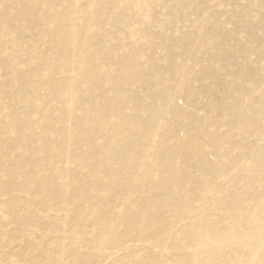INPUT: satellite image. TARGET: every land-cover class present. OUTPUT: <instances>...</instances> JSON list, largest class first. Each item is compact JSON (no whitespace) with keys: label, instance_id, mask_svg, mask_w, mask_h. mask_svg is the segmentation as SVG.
<instances>
[{"label":"bare ground","instance_id":"1","mask_svg":"<svg viewBox=\"0 0 264 264\" xmlns=\"http://www.w3.org/2000/svg\"><path fill=\"white\" fill-rule=\"evenodd\" d=\"M151 2L0 0V264H264V78L221 62L232 81L205 90V117L191 73L151 95L169 82L145 64ZM198 13L199 50L224 55Z\"/></svg>","mask_w":264,"mask_h":264},{"label":"rangeland","instance_id":"2","mask_svg":"<svg viewBox=\"0 0 264 264\" xmlns=\"http://www.w3.org/2000/svg\"><path fill=\"white\" fill-rule=\"evenodd\" d=\"M151 1L150 20L148 23L139 27L141 31L148 33L151 30L153 34V39L149 43L150 45L145 48L147 50L145 64L147 70H155L154 73L149 74L150 76L151 74L155 75L160 73L162 77H166L169 81L165 84L166 87H164V85L156 86L152 90L151 95L159 96L160 98H163L164 101L168 100V92L170 89H174L178 81L184 76H188V73H191L192 78L190 81L192 82V85L194 84L195 87L193 88L197 90V95L192 98L190 102L196 103L195 107L197 109L195 110L198 115L200 117H205L208 111L206 99L209 96H207L205 90L209 87L217 86V84H214V81L216 80L218 83L221 80L224 82L232 81V78L228 76L229 74L225 75L224 70L219 66L221 62H226L225 60L231 57H238L234 58V61L232 62L233 68H235L237 72L243 71V75L248 79L264 78V53L263 56H258L257 54L249 56L245 54V49L247 46H250L246 45V42H255L257 51H259V53L264 52V27L262 24H258L262 20L257 16L261 11L264 12V0ZM200 10L218 16L222 26L219 33L221 36L225 37L227 46V51L224 52V55L218 54L219 51L216 48L218 45H216V43L208 52L204 53L199 50L198 45L202 40H198V38L203 34L199 35L200 29L198 21L201 22V19L198 11ZM241 14H252L256 15L257 18L252 20V17H250L248 19L249 21L243 24L239 17ZM120 24V21L119 23L112 21L109 26V29L114 31L116 36L110 38L108 48L105 49V55L107 58H109V49L117 47L118 41L124 37L122 35L123 31ZM246 27H252V29H254L253 32H244ZM186 48L194 50L200 58V64L197 67H194V69L189 70L180 67L183 66L185 64L184 61H186L182 55L183 50H186ZM212 56L219 60L218 63H210ZM187 65L191 67V64ZM178 68L181 69L177 70ZM206 72H209V76H203V73ZM223 76L224 79H221ZM248 79H245L246 83L244 84V87L245 89H252L253 83H250ZM169 83L172 85H168ZM166 89H168V91ZM180 91L181 90L179 89V92L174 99L175 105L181 110H185L189 113L192 111V108L188 107L191 106V104H188L189 100H187L185 94ZM220 91H222V89L219 90V93ZM247 95L249 94H245L243 97L244 103H250L252 100ZM196 101H199V103ZM180 134L184 137L183 132ZM258 140H260V138ZM13 228L14 225H11L10 230ZM28 236L33 240L38 239V235L30 231L28 232ZM9 250L17 252L18 249L10 248ZM16 264L23 263L17 262Z\"/></svg>","mask_w":264,"mask_h":264}]
</instances>
